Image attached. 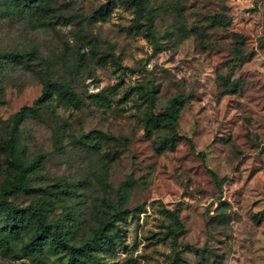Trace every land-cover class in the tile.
<instances>
[{
	"label": "rangeland",
	"instance_id": "obj_1",
	"mask_svg": "<svg viewBox=\"0 0 264 264\" xmlns=\"http://www.w3.org/2000/svg\"><path fill=\"white\" fill-rule=\"evenodd\" d=\"M8 1L0 0V53L19 50L27 61L0 59V185L9 116L31 105L46 78L77 99L53 91L18 124L22 161L43 157L27 173L35 191L10 195L13 204L45 200L46 222L77 245L125 181L123 215L97 251L109 264H167L172 214L179 264H264V4L146 0L150 37L131 26L123 0H34L32 21ZM175 94L185 100L179 138L157 151L169 132L152 128L148 112ZM43 250L0 249V264H55L61 252L47 242Z\"/></svg>",
	"mask_w": 264,
	"mask_h": 264
},
{
	"label": "trees",
	"instance_id": "obj_2",
	"mask_svg": "<svg viewBox=\"0 0 264 264\" xmlns=\"http://www.w3.org/2000/svg\"><path fill=\"white\" fill-rule=\"evenodd\" d=\"M38 3H47L48 0H37ZM127 6L133 10L131 18V26H143L144 31L152 37L151 23L152 15L146 3V0H123ZM34 0H9L8 6L17 10L20 15H29L32 21V15L39 12L40 7L36 5ZM38 19V17H33ZM143 19L139 21V19ZM32 26V25H31ZM0 59L13 60L16 62L27 61L26 53L19 50H10L0 53ZM56 94L67 100L77 102L76 96L62 81L46 78L43 80L39 95L34 98L31 105H22L14 111L8 118L9 127L7 136L3 141V150L5 154V162L9 167L7 169V177L0 185V249L11 253L21 251L24 254L42 255L43 246L47 242L55 251L61 252L57 257L55 264H109L97 253L104 243L112 241L111 229H114V221L121 217L123 212L120 210V203L123 200V190L126 184L121 182L118 187V202L112 205L108 203L109 211L107 215L101 218L98 223L92 227L91 234L88 238L79 244H70L64 238L57 234L55 229L51 228L50 222H46V207L48 203L43 200L35 205H26L25 207H17L9 199V196L16 192H33V188L27 181V173L37 169L40 166V160L43 153L35 154L28 162H23L18 154V124L31 113H33L34 105L43 104L51 97V93ZM157 85L152 84L146 88V96L148 105L153 106ZM184 97L175 94L169 97L162 109L153 111L149 109L148 121L152 128H161L169 133L162 137L155 145V150L160 151L170 142L179 138L175 131V121L178 116L179 109L184 103ZM192 149V141L186 139ZM74 142H78L77 139ZM198 154V153H197ZM199 155L202 154L199 152ZM209 174L219 184L214 172L208 169ZM172 223L166 227V235L170 237L172 245V254L167 264H179L181 257L177 249V234L181 230V223L176 214H172ZM26 235V240L22 241V236ZM17 244H19L17 246Z\"/></svg>",
	"mask_w": 264,
	"mask_h": 264
},
{
	"label": "built area",
	"instance_id": "obj_3",
	"mask_svg": "<svg viewBox=\"0 0 264 264\" xmlns=\"http://www.w3.org/2000/svg\"><path fill=\"white\" fill-rule=\"evenodd\" d=\"M257 5L264 4V0H254Z\"/></svg>",
	"mask_w": 264,
	"mask_h": 264
}]
</instances>
